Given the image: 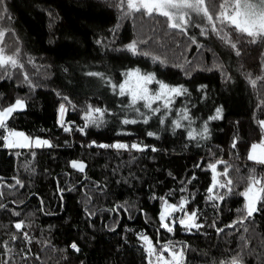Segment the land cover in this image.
<instances>
[{"label":"trees","instance_id":"16d2710c","mask_svg":"<svg viewBox=\"0 0 264 264\" xmlns=\"http://www.w3.org/2000/svg\"><path fill=\"white\" fill-rule=\"evenodd\" d=\"M126 4L0 0L3 45L8 54L18 49L23 65L0 67V109L16 98L26 104L0 129V264H153L143 237L166 259L169 242L182 248L181 264H225L236 255L242 264H264V198L237 223L249 178L264 185V164L248 158L251 145L264 140V42L251 43L231 26L217 34L195 14L182 33L162 16L129 13ZM133 41L140 42L136 53L126 47ZM134 69L183 85L187 94L172 96L167 106L163 100L152 108L144 101L132 105L113 85ZM62 103L63 126L57 121ZM89 107L105 110L97 125L85 119ZM217 108L222 119L209 120ZM205 122L206 138L189 136ZM9 130L52 146L6 148ZM214 175L219 184L230 179L231 192L217 186L210 193ZM182 201L184 210L167 222L196 210L202 227L189 231L177 223L169 232L159 217L162 205Z\"/></svg>","mask_w":264,"mask_h":264},{"label":"snow or ice","instance_id":"6c2138e0","mask_svg":"<svg viewBox=\"0 0 264 264\" xmlns=\"http://www.w3.org/2000/svg\"><path fill=\"white\" fill-rule=\"evenodd\" d=\"M124 5V0H121V6ZM127 8L129 13H140L141 15H147L152 17L162 16L166 18L167 27L170 29H176L181 31L182 33H186L188 30L189 24L192 22V16L195 14L196 16L201 17L203 20L207 21V24L211 27V30L217 34L222 32L223 27L231 26V28L240 33L243 36L249 38V42H264V0H221L218 4H213L212 0H127ZM211 8V10H210ZM220 25L218 27L217 25ZM206 29L202 34H205ZM4 32L0 31V67H8L17 68L23 67V65L19 61V51L18 49L11 54H8L5 46L3 45ZM222 39H226L228 44L232 48H236V44L231 41V38L227 35L221 37ZM194 42V40H193ZM138 41H133L128 44L126 47L129 51L136 53L139 46ZM144 55H148V53H143ZM237 55H239V51L237 50ZM155 60H161L160 57H154ZM179 67H183V65H178ZM217 67H220L219 65ZM90 75H99L96 73H90ZM25 79H27V74L25 73ZM260 79H264L261 77ZM155 82L159 85L158 90H152L149 88V85ZM251 83L253 85L256 84V80H252ZM118 87L119 95L125 96L128 95L131 97V104L135 105L138 101H144V106L147 108H152V104L157 100H165L166 106L171 102L172 96H181L187 94V89L184 88L183 85L171 86L162 81L156 80V77L152 73H141L139 69H134L126 73V79L123 83L119 85H113V89L115 90ZM206 86H201V88ZM26 107L24 98H16L14 103L6 108L0 109V129L5 128L6 121L12 116V114L18 110H22ZM153 112L158 111V109H152ZM65 112V106L63 104L60 105V114H61V125L63 126V114ZM222 108L216 109V114L209 117V120L222 119ZM105 110L100 108H91L87 110L85 114V119L89 124L97 125L101 122L104 116ZM183 119H188L186 115H183ZM137 121L132 120H124L123 123H136ZM147 123V120L144 121ZM261 127H264V121L259 122ZM176 127L181 126V122H176ZM66 131L70 130L68 128ZM83 131V129H80ZM209 133V129L207 127V122L204 123L203 129L198 133L189 132V136L193 139L196 136H201L206 138ZM148 135H155L154 133H148ZM3 140L6 141V147L15 148V147H29L31 144L30 138L27 137L24 133L18 131L9 130L6 136H3ZM35 144L37 146H49V141L36 139ZM101 147H109V145H101ZM111 147L115 148H128L129 146L126 144L117 143L112 145ZM132 148L141 149V146L138 144H132ZM233 147H235V142L233 143ZM155 150V149H153ZM250 160L264 164V140L260 143H253L251 145V152L248 157ZM224 163V162H220ZM73 168H78L80 171L84 170L85 165L81 162L73 161ZM212 171L215 173L217 169V164H211L209 166ZM222 175L227 176V170H225ZM19 183V181H17ZM232 181L229 179L226 184H219L216 176H213V186L208 189L211 193L213 190L219 186L222 188H228V191L231 192L230 185ZM257 185H261V180L257 179L255 176L249 178L248 187L245 189L242 196L246 198V203L244 206L245 215L242 217L240 221L237 223H242L243 220L248 219L253 215L254 212L257 211V203L264 198V185H261L257 188ZM213 199V197H209ZM216 199H223L222 196L215 197ZM187 201H182L179 206V210H184V205ZM178 210L177 205L165 204L164 212L160 215V220L166 221L167 217L171 216L172 213ZM199 217L197 211L194 210L191 213H186L183 217H181L178 221L175 219L171 222L162 223V227L166 228L169 232L174 231V228L177 223L183 226L186 230L191 231L192 229H199L202 227L201 224L197 223ZM17 229H22L24 227L23 222H18L15 224ZM26 235V234H25ZM145 241L149 243V253L150 255H157L155 249L151 246V242L148 241L147 237H143ZM73 249L79 251L77 245L73 243L71 245ZM166 251L170 253V259L164 258V253L160 252L157 255V259L162 261L163 264H181L183 259L184 250L181 248L179 250H175L174 246L169 245L166 246ZM151 264V262H150ZM225 264H242V258L239 255L233 256L230 261L225 262Z\"/></svg>","mask_w":264,"mask_h":264},{"label":"rangeland","instance_id":"374dc122","mask_svg":"<svg viewBox=\"0 0 264 264\" xmlns=\"http://www.w3.org/2000/svg\"><path fill=\"white\" fill-rule=\"evenodd\" d=\"M126 9H127V11H128V8H127V4H126ZM63 104V103H62ZM162 104H166V102L163 100L162 101ZM61 105V104H60ZM60 105H59V107H58V110H57V121L59 122V123H61L60 121H61V114H60ZM64 106H65V112H64V114H63V121L65 122V116H66V105L65 104H63ZM66 124H69L68 122H66ZM12 131H16V130H12ZM18 132H22V131H18ZM22 133H24V132H22ZM26 135V134H25ZM27 136V135H26ZM27 137H29V136H27ZM30 138V141H31V144H30V146L29 147H23V148H35V147H42V146H37L36 144H35V140L36 139H40V140H46V141H48L47 139H42V138H37V137H35V138H32V137H29ZM115 144H117V143H115ZM114 144V145H115ZM5 145H6V141H5ZM47 145H45L44 147H46ZM6 147V146H5ZM6 148H9V147H6ZM15 148H21V147H15ZM15 148H11V149H15ZM165 204H168V203H164L163 205H162V208H161V211H160V215H161V213H163L164 212V208H165ZM168 205H171V204H168ZM179 208V207H178ZM173 214V213H172ZM186 214V212H182L181 213V215H179L177 218H176V220L178 221L181 217H183L184 215ZM160 215H159V217H160ZM170 217V216H169ZM169 217H167V219L169 218ZM167 219H166V221H161L162 223H165V222H167ZM152 247H153V245H151ZM154 248V247H153ZM165 258V257H164ZM166 259V258H165ZM153 264H163V262L162 261H159L158 259H157V257H154L153 258Z\"/></svg>","mask_w":264,"mask_h":264},{"label":"built area","instance_id":"2783aa9c","mask_svg":"<svg viewBox=\"0 0 264 264\" xmlns=\"http://www.w3.org/2000/svg\"><path fill=\"white\" fill-rule=\"evenodd\" d=\"M64 126L66 127V128H68V126H69V124H64ZM160 253V251H156V254L158 255ZM157 255H155V257H157Z\"/></svg>","mask_w":264,"mask_h":264},{"label":"water","instance_id":"95a60500","mask_svg":"<svg viewBox=\"0 0 264 264\" xmlns=\"http://www.w3.org/2000/svg\"><path fill=\"white\" fill-rule=\"evenodd\" d=\"M212 186H213V182H212L210 188H211ZM256 207H257V205H256ZM163 249L166 250V247H163ZM168 254H170V253L168 252Z\"/></svg>","mask_w":264,"mask_h":264},{"label":"crops","instance_id":"0c3cea01","mask_svg":"<svg viewBox=\"0 0 264 264\" xmlns=\"http://www.w3.org/2000/svg\"><path fill=\"white\" fill-rule=\"evenodd\" d=\"M60 124H61V123H60ZM250 152H251V148H250L249 154H250ZM249 154H248V157H249Z\"/></svg>","mask_w":264,"mask_h":264}]
</instances>
